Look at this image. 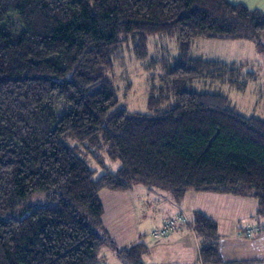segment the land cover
<instances>
[{"label": "trees", "instance_id": "trees-1", "mask_svg": "<svg viewBox=\"0 0 264 264\" xmlns=\"http://www.w3.org/2000/svg\"><path fill=\"white\" fill-rule=\"evenodd\" d=\"M156 37L178 53L150 60L163 71L148 74V112L130 110L108 72L123 47L143 59ZM198 38L264 50V13L232 0H0V264H99L105 245L143 264L147 247L119 246L104 225V189L251 196L264 215V118L217 90L246 91L257 74L193 56ZM178 216L200 262L225 264L218 224Z\"/></svg>", "mask_w": 264, "mask_h": 264}, {"label": "crops", "instance_id": "crops-1", "mask_svg": "<svg viewBox=\"0 0 264 264\" xmlns=\"http://www.w3.org/2000/svg\"><path fill=\"white\" fill-rule=\"evenodd\" d=\"M103 223L117 244L127 247L143 243V264H202L194 231L179 229L153 240L152 230L180 214L192 219L199 211L218 224L220 254L225 264H264V231L246 237L245 231L264 225L259 202L251 196L212 191H188L178 203L172 193L160 188L135 185L127 191L104 189Z\"/></svg>", "mask_w": 264, "mask_h": 264}, {"label": "rangeland", "instance_id": "rangeland-1", "mask_svg": "<svg viewBox=\"0 0 264 264\" xmlns=\"http://www.w3.org/2000/svg\"><path fill=\"white\" fill-rule=\"evenodd\" d=\"M232 1L244 3L250 8H257L264 13V0ZM153 43L152 51L143 59L135 58L130 45L123 47L120 52V59L116 61L113 70L108 72L110 81L117 89L121 104L127 106L130 110L148 112V74H159L163 71L160 63L153 65L150 60L156 57L163 61L167 57H172L178 53V43L175 38L167 39L165 42V40L161 41L156 37ZM192 54L206 59L218 58L225 61H236L244 64L246 70L255 71L257 80L251 82L246 91L234 90L227 86H220L217 90L227 93L241 113L264 118V50L259 49L253 40L198 38L193 42ZM129 86L131 88H128ZM213 89L215 88L211 90ZM110 164L108 160L107 165ZM113 164L115 167H112V170L119 166V162ZM103 172L105 170L99 165L96 176L101 175ZM99 264L125 263L118 256L114 247L105 245L100 254Z\"/></svg>", "mask_w": 264, "mask_h": 264}, {"label": "built area", "instance_id": "built-area-1", "mask_svg": "<svg viewBox=\"0 0 264 264\" xmlns=\"http://www.w3.org/2000/svg\"><path fill=\"white\" fill-rule=\"evenodd\" d=\"M184 220L185 218L181 216L168 219L167 221H165L162 227L154 228L152 230V234L155 239L167 236L171 231L175 230L178 226H180L184 222Z\"/></svg>", "mask_w": 264, "mask_h": 264}]
</instances>
